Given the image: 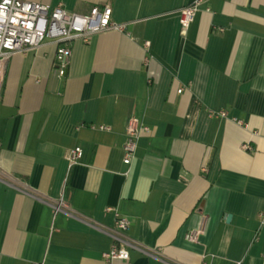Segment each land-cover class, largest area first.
<instances>
[{"label":"crops","instance_id":"1","mask_svg":"<svg viewBox=\"0 0 264 264\" xmlns=\"http://www.w3.org/2000/svg\"><path fill=\"white\" fill-rule=\"evenodd\" d=\"M22 1L125 29L71 42L62 74L52 42L0 58V264H104L115 213L113 264H264V0H202L184 28L193 0Z\"/></svg>","mask_w":264,"mask_h":264},{"label":"built area","instance_id":"2","mask_svg":"<svg viewBox=\"0 0 264 264\" xmlns=\"http://www.w3.org/2000/svg\"><path fill=\"white\" fill-rule=\"evenodd\" d=\"M202 0H193L179 10V24L186 27L192 20ZM125 24L115 23L111 19V7L108 4L93 6L85 14L69 11L61 4L50 6L38 2L22 0H0V58L6 59L16 53H26L29 50L41 46L44 42H52L57 45L56 60L60 74L71 55L70 44L73 41L89 42L95 34L114 30L123 32ZM148 46V42L144 43ZM179 92L181 91L178 90ZM221 115H225L221 113ZM103 128V127H101ZM148 130L141 126L136 118H131L126 126V139L123 145V163L129 165L134 158L136 144L140 130ZM246 150L251 146L243 145ZM82 157L80 147L72 148L67 156L68 168L78 163ZM55 210H69V206L58 202ZM115 215V228L113 238L116 241L110 250L103 253L104 264H113L116 259L128 260V248L133 244L123 235L128 227V222ZM207 217L202 215L197 228L187 231L184 235L186 241L197 243L204 234ZM236 264H241L240 262Z\"/></svg>","mask_w":264,"mask_h":264}]
</instances>
